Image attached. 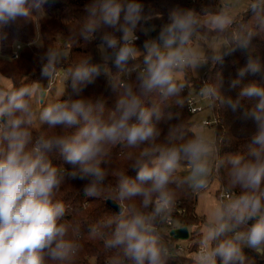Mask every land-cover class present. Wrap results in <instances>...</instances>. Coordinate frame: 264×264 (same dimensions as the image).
<instances>
[{
    "label": "clouds",
    "instance_id": "1",
    "mask_svg": "<svg viewBox=\"0 0 264 264\" xmlns=\"http://www.w3.org/2000/svg\"><path fill=\"white\" fill-rule=\"evenodd\" d=\"M49 3L0 0V36L11 23L36 22L34 44L44 49L39 61L48 81L47 86L35 82L0 89V264H73L83 234L57 199L69 180L86 182L85 197L107 193L118 206L87 231L111 253V264H169L173 248L161 227L174 223L177 194L207 190L214 173L224 169L229 192L236 191L209 210L193 264H255L245 248L264 257V84L245 82L248 74L264 73L254 44L264 32V0H219L201 13L175 9L154 38L149 34L155 26H146L153 17L143 14L140 0H90L87 15L68 38L86 45L98 39L101 62L93 63L91 55L78 61L67 70L71 91L66 98L64 93L62 99L47 103L67 56L62 47H45L39 36V20ZM32 9L38 15L33 16ZM249 11L252 16L245 23ZM138 31L149 36L143 51L136 44ZM206 36L211 38L205 49L198 41ZM237 50L247 53L245 66L229 82V88H239L238 96H225L219 79L205 81L196 91L213 108L227 105L241 120L251 122L244 130L250 140L247 155L221 156L226 134L210 136L205 125L190 132L181 113L170 109L191 103L183 95L189 89L182 74L222 63ZM141 57L128 67L129 61ZM109 63L118 71L113 73ZM101 75L118 92L114 108L84 94ZM34 99L42 105L38 113ZM244 101L252 106L245 107ZM37 121L53 133L34 135ZM162 126H167L166 135ZM118 145L138 150L129 154L128 167L137 174L131 178L128 169L121 171L112 186L111 168L105 165ZM55 158L73 167L57 166Z\"/></svg>",
    "mask_w": 264,
    "mask_h": 264
},
{
    "label": "trees",
    "instance_id": "2",
    "mask_svg": "<svg viewBox=\"0 0 264 264\" xmlns=\"http://www.w3.org/2000/svg\"><path fill=\"white\" fill-rule=\"evenodd\" d=\"M90 3V0H54L49 4L44 5L45 15L39 20V36L43 40L45 47L47 45L62 47L67 51L65 61L60 65L64 67V92L59 99L65 97L67 93L71 91V81H65L67 70L73 67L82 58L91 55L93 63H100V53L98 45L100 41L94 40L89 44H85L82 41L76 43L69 39V32L77 27L78 22L81 21L86 15V5ZM143 5V14L145 16H152L153 19L146 26H155L157 29L168 21V17L171 11L175 9H194L196 12L201 13L205 7L214 6L218 4L219 0H140ZM33 16L38 15L36 9H32ZM252 13L249 11L243 16V20L247 23L251 19ZM35 19V18H34ZM33 20H19L15 23H11L3 29V36H0V75L9 80V87H4L0 84V89H11L13 87H20L24 85H31L38 81H45L47 78L41 75V63L39 61L40 54L44 49L37 46L24 47L19 53L18 58L10 59L14 44L20 42L24 46L28 43H32L37 38V32L35 31V25ZM137 35L139 39L136 44L142 42L143 33L138 31ZM211 37V36H206ZM59 41H64L63 44H59ZM254 44L256 46L255 55L259 57L260 62L264 65V32H261L255 39ZM142 57L135 61H129L128 67H133L136 63H139ZM247 61V53L243 50H237L231 55H227L223 58L222 63H216L212 65L204 74L205 81H223L222 92L225 96H230L235 99L238 96L239 88H229L230 80L236 78L237 70L245 66ZM109 67L112 72L118 71L111 63ZM182 79L188 83V89L185 90L183 95L187 96L200 88L202 81L195 79L190 71L183 74ZM250 80H256L264 84V73H257L255 75L248 74L245 77V82ZM86 96H94L103 100L106 108H114L118 98V92L114 90L107 77L104 75L99 76L95 83L89 85L84 90ZM245 107L250 108L252 102L244 101ZM212 115L216 118L215 123V136L217 132L220 135H227L228 141L221 146L220 155L228 156L233 154L247 155L250 147V140H248L245 129L251 128V122H245L239 118L238 113H233L232 110L227 107L213 108L211 103ZM171 111L180 112L181 118L184 120L186 128L191 132L193 131V113L189 112L187 104L183 108L173 106ZM173 121L172 123H176ZM47 125H34L33 134L36 135L40 132L52 134L54 130L46 128ZM164 128V135L167 134V126ZM191 135V133H188ZM138 150L125 149L122 146H114L109 156V163L105 166L111 168V174L108 178L109 185H115V176L121 172L126 171L127 175L131 178H135L137 171L130 166L129 154H134ZM53 163L57 166H63L67 170H71L72 165L66 163L62 158H55ZM218 181V189L215 191L219 196L220 193L235 194L236 190L229 192L227 188V174L226 169L214 173ZM85 181L69 180L62 185L61 190L57 193V199L61 200L67 208V216L69 221L74 225H78L82 232V239L80 241L81 248L78 255L74 258L73 264H111V253L106 252L103 243L98 238H93L87 234L90 224L97 222L106 215L113 214L115 211L107 204V193L100 198H87L84 196L82 189ZM196 194H192L186 190L177 194V205L184 209L183 215H177L175 222L177 225L192 227L196 226L195 235L188 238L185 243L188 245V252H192L197 249L198 241L201 238V234L198 233L201 230L205 219L199 216L195 211ZM161 232L164 234L165 240L173 247L179 241L175 239L170 230L164 225L161 227ZM180 242V241H179ZM186 253L178 256H173L169 261V264H192V258ZM244 252L247 257L254 259L255 264H264V257L258 256L253 250L245 248Z\"/></svg>",
    "mask_w": 264,
    "mask_h": 264
},
{
    "label": "rangeland",
    "instance_id": "3",
    "mask_svg": "<svg viewBox=\"0 0 264 264\" xmlns=\"http://www.w3.org/2000/svg\"><path fill=\"white\" fill-rule=\"evenodd\" d=\"M34 25H35V31L37 32L36 22H34ZM155 29H156L155 31H153L149 34L153 38L157 35V33L159 31V29H157L156 27H155ZM148 38H149V36H146L143 34L142 42L137 44V47L141 51L144 50L143 49L144 40H146ZM210 38L211 37H205L204 39L199 40L198 41L199 46L206 49L207 45H208V41ZM34 41L32 43L26 44L25 46L23 44H21L20 42H16L14 44L13 48H15V46H17V45H20V47H21L20 51H21L22 48H24V47H27V48L32 47V46L35 47L36 45L34 44ZM59 44H61V41H59L58 45ZM210 67H212V64H208V65H205L201 68H198L196 71H190V73L195 79L201 80L204 77L206 70H208ZM63 69H64V67H63ZM182 77H183V74H182ZM63 80H64V78H63ZM38 82H41L42 84L47 86V83L45 81H38ZM0 84L4 87H7V86L9 87V80L0 75ZM64 89H65L64 88V81L56 82L54 87L49 92L47 103L58 100L62 96ZM200 105H201L203 110L200 112H197V113H193V115H192V119L194 121L193 131L197 130L201 125H204L203 120H206V119L212 120V110H211L210 102L208 100L202 98ZM33 106H34V110L37 113L39 112V110L42 107L40 102L36 99L33 100ZM44 106H46V105H44ZM35 125L38 126L40 124L37 121V123ZM205 126H206V130L209 133V135L215 137L216 127H215L214 123L211 122V125H209V126L205 125ZM182 174H184V175L187 174L186 168L182 170ZM217 189H218V181L215 177H212V180H211V183H210V186L208 187V189L196 194V200H195V207L194 208H195L196 213L205 219V224H206L207 219H208L209 210L220 201V199H219L220 195L218 196L215 192ZM205 224H203L201 227V230H199V231H201V236H202L203 232L205 231ZM175 227H178V225L175 224Z\"/></svg>",
    "mask_w": 264,
    "mask_h": 264
},
{
    "label": "built area",
    "instance_id": "4",
    "mask_svg": "<svg viewBox=\"0 0 264 264\" xmlns=\"http://www.w3.org/2000/svg\"><path fill=\"white\" fill-rule=\"evenodd\" d=\"M20 49H21L20 45L15 46V48H13L11 53L9 54V58L10 59L18 58ZM60 73H64V75H60ZM63 78H65V70L63 69V67H59L57 69V76H56L51 88L49 89V92L54 87L56 82L64 81ZM201 81H202V84L205 82L204 77L201 79ZM47 83H48V81H47ZM198 90H199V88H197L195 91H193L189 95V97L187 98V100H190V102H191L190 105L187 104L188 110L191 113H197V112H200V111L203 110L201 105H200L202 98L199 97L198 95H196V91H198ZM211 122H213L214 125L216 123V118L213 115H212V120H209V119L203 120V124L204 125H208L209 126V125H211ZM228 196L229 195L227 193H221L219 199H221V198H225L226 199ZM184 212L185 211H184L183 208H181L179 206H175L174 213H173L174 223L172 225H164V227L168 228L170 231H171V229L177 228V227H175V224H176L175 217L177 215L178 216L179 215H183ZM178 227H183V226L178 225ZM187 229H188V232H189L188 238L193 237L195 235L194 231L196 229V226L187 227ZM199 233L201 234V232H199ZM186 240H179L180 242L178 241L176 243V245L172 247L173 248V256H178L180 254L188 252V245L185 243ZM197 249H198V247H197ZM197 249L192 251V252H190V253L188 252V254H187L189 257L192 258V264H193V256H194L195 252L197 251Z\"/></svg>",
    "mask_w": 264,
    "mask_h": 264
},
{
    "label": "water",
    "instance_id": "5",
    "mask_svg": "<svg viewBox=\"0 0 264 264\" xmlns=\"http://www.w3.org/2000/svg\"><path fill=\"white\" fill-rule=\"evenodd\" d=\"M107 204L112 207L115 212L119 210L118 206L109 199L107 200ZM170 234L177 240H186L189 236V232L186 226L171 229Z\"/></svg>",
    "mask_w": 264,
    "mask_h": 264
},
{
    "label": "crops",
    "instance_id": "6",
    "mask_svg": "<svg viewBox=\"0 0 264 264\" xmlns=\"http://www.w3.org/2000/svg\"><path fill=\"white\" fill-rule=\"evenodd\" d=\"M201 232V231H200Z\"/></svg>",
    "mask_w": 264,
    "mask_h": 264
}]
</instances>
